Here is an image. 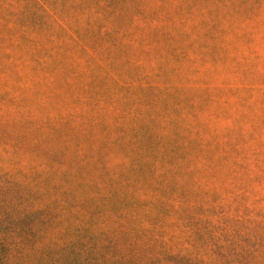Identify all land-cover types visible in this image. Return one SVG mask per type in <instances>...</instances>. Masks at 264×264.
I'll return each mask as SVG.
<instances>
[{"label": "rangeland", "instance_id": "rangeland-1", "mask_svg": "<svg viewBox=\"0 0 264 264\" xmlns=\"http://www.w3.org/2000/svg\"><path fill=\"white\" fill-rule=\"evenodd\" d=\"M0 229L20 264H264V0H0Z\"/></svg>", "mask_w": 264, "mask_h": 264}, {"label": "trees", "instance_id": "trees-1", "mask_svg": "<svg viewBox=\"0 0 264 264\" xmlns=\"http://www.w3.org/2000/svg\"><path fill=\"white\" fill-rule=\"evenodd\" d=\"M19 220L27 221L25 218L21 217V218L13 219V222L16 223ZM27 224H30V223L27 222ZM26 233H27V231H26ZM26 236L30 239L29 230H28V233ZM13 250H14V248L12 246L11 240L0 229V264H20V263L14 261L15 258L13 256Z\"/></svg>", "mask_w": 264, "mask_h": 264}]
</instances>
